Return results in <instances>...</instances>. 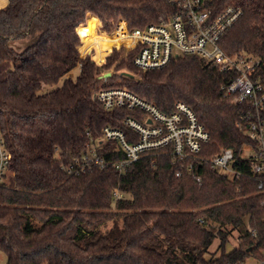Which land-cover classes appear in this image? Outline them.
<instances>
[{
	"label": "trees",
	"instance_id": "trees-1",
	"mask_svg": "<svg viewBox=\"0 0 264 264\" xmlns=\"http://www.w3.org/2000/svg\"><path fill=\"white\" fill-rule=\"evenodd\" d=\"M178 2L9 0L0 9V133L12 156L0 184V250L7 264H240L263 255L264 191L242 158L253 143L243 121L250 108L225 96L231 76L198 56L148 71L133 64L135 52L115 51L102 67L85 59L98 40L113 42L97 36L96 18L81 26L88 15L108 32L120 20L145 28L176 15ZM215 3L217 12L228 6L243 11L221 46L264 60V0ZM13 41L24 42L23 50ZM78 65L76 80L49 89ZM114 65L115 73L100 79ZM116 88L166 114L177 103L188 105L212 137L205 158L232 149L243 175L232 178L167 153L145 155L122 171L110 165L69 172L92 147L107 161L124 157L116 141L102 139L103 130H122L130 140L124 122L140 114L106 111L95 97ZM233 232L238 245L227 252Z\"/></svg>",
	"mask_w": 264,
	"mask_h": 264
},
{
	"label": "built area",
	"instance_id": "built-area-1",
	"mask_svg": "<svg viewBox=\"0 0 264 264\" xmlns=\"http://www.w3.org/2000/svg\"><path fill=\"white\" fill-rule=\"evenodd\" d=\"M216 0H179L176 15L160 18L158 23L145 28L131 29L120 20L112 33L103 32L98 27L99 38H107L113 47L104 62L114 50L125 55L135 52L133 64L144 71L161 69L174 59L184 56H198L213 62L221 72L229 74L231 80L224 87L225 96L236 105L247 104L250 110L244 116V123L250 140L251 154L242 155L249 165V173L258 181V188L264 191V60L252 54H229L221 40L242 18L243 11L228 6L216 11ZM79 33V32H78ZM94 52V54H93ZM97 49L93 47L85 56L91 57L98 67L104 63L96 61ZM94 57V58H93ZM95 97L106 111L118 108L138 112L139 118L128 117L124 124L133 132L130 138L122 130L105 127L102 139L116 141L124 157L105 160L99 156L96 147L89 148L81 159H76L67 167L69 172L84 171L94 166L105 169L115 165L124 170L145 155L167 153L176 161H198L209 164L210 168L232 178H239L243 172L235 166L236 158L232 149H224L209 159L205 150L212 137L196 113L186 104L177 103L173 112L166 114L156 105L127 89H101ZM245 146V147H246ZM2 134L0 133V184L5 181L11 161ZM190 170L193 166L190 165ZM178 176L180 173L177 174ZM197 181L201 183V178ZM122 199L121 193L115 195ZM264 264V255L250 257L240 264L252 261Z\"/></svg>",
	"mask_w": 264,
	"mask_h": 264
},
{
	"label": "rangeland",
	"instance_id": "rangeland-1",
	"mask_svg": "<svg viewBox=\"0 0 264 264\" xmlns=\"http://www.w3.org/2000/svg\"><path fill=\"white\" fill-rule=\"evenodd\" d=\"M89 16V15H88ZM100 21V20H99ZM88 23V21H86V23H84L82 26H84V25H86ZM100 25H99V27H101L100 29L104 32H107L108 34H110V33H112V31H110V32H108L107 30H105L104 28H103V24L101 23V21H100V23H99ZM81 27V26H80ZM80 27L78 28V30L80 29ZM80 35V34H79ZM80 38H81V45L79 46V47H81V46H83L84 45V41H83V39H82V37H81V35H80ZM12 44L14 45V47L15 48H17L18 50H20V51H22L23 50V48L25 47V44H24V42H21V41H13L12 42ZM111 43L108 41V40H103V39H101V40H98L97 41V51H98V53H97V58H98V62L99 63H102L103 62V60H104V58H105V56L108 54V51H109V48L111 47ZM79 47H77V48H75V49H73V50H71V51H75V50H77ZM115 51H118V50H114L110 55L112 56L113 54H114V52ZM93 54H94V52H93ZM88 55V54H87ZM89 56V55H88ZM110 56V57H111ZM91 58V57H90ZM94 58V57H93ZM95 59V58H94ZM91 60L93 61V59L91 58ZM107 60H108V58L106 59V61L102 64V65H105V63L107 62ZM97 65V64H96ZM67 66V65H66ZM102 67V66H101ZM115 67H116V65H114V67L112 68V70L111 71H109V72H106V73H104V74H102L101 76H103V75H105V74H107V73H111L112 75L115 73ZM80 72H81V67H80V65H78L77 67H75L73 70H71L64 78H62L56 85H53V86H51V87H49V89L51 90V89H55V88H58V87H61L62 85H63V83H64V80L65 79H67V78H70V79H73V80H76L77 79V77L79 76V74H80ZM100 76V77H101ZM47 93V92H46ZM251 149H250V147H244L243 148V150H242V155L244 156V157H247V156H249L250 154H251ZM232 235H233V237H231L230 238V245L227 247V252H230L232 249H233V247H235V246H237L238 245V242H237V237H238V234L236 233V232H233L232 233ZM218 240H216V242L214 243V245L212 246V248H211V251L212 252H216L217 251V246H218ZM217 255H220V253L218 252V254ZM263 255H264V252H263ZM208 257V256H207ZM0 264H7V256H6V254L4 253V252H2L1 250H0ZM249 264H258V262H256L255 260L254 261H252V262H250Z\"/></svg>",
	"mask_w": 264,
	"mask_h": 264
},
{
	"label": "crops",
	"instance_id": "crops-1",
	"mask_svg": "<svg viewBox=\"0 0 264 264\" xmlns=\"http://www.w3.org/2000/svg\"><path fill=\"white\" fill-rule=\"evenodd\" d=\"M8 4H9V0H0V9H4V8H6L7 6H8ZM94 17V18H96L98 21H99V19L97 18V17H95V16H93V15H89L88 16V18H87V21L89 20V18L90 17ZM100 22V21H99ZM82 26V25H81ZM64 62V61H63ZM49 92H51V91H49ZM49 92H47L46 94H48ZM46 94H44V95H46ZM76 98H74V99H70L69 101H67V102H71L70 104H65V106L67 107V106H72L73 104H75L76 103ZM66 102V103H67Z\"/></svg>",
	"mask_w": 264,
	"mask_h": 264
},
{
	"label": "water",
	"instance_id": "water-1",
	"mask_svg": "<svg viewBox=\"0 0 264 264\" xmlns=\"http://www.w3.org/2000/svg\"><path fill=\"white\" fill-rule=\"evenodd\" d=\"M111 76H112L111 73H107V74L101 76L100 79H108V78H110Z\"/></svg>",
	"mask_w": 264,
	"mask_h": 264
}]
</instances>
